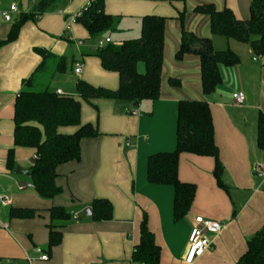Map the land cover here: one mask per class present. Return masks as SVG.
I'll use <instances>...</instances> for the list:
<instances>
[{"label":"crops","instance_id":"0c3cea01","mask_svg":"<svg viewBox=\"0 0 264 264\" xmlns=\"http://www.w3.org/2000/svg\"><path fill=\"white\" fill-rule=\"evenodd\" d=\"M35 1L0 0V9H8L11 3L18 8L13 21L0 16V40L7 38L20 14L32 11ZM88 2L58 0L24 21L17 37L0 46V264H138L131 256L144 215L160 248L158 264H186L184 255L197 215L223 227L212 248L193 264H236L248 240L264 226V149L256 142L257 118L264 115V55L256 54L247 42L212 34L208 17L194 8L211 3L246 19L251 0H104L105 13L115 17L117 25L97 41L108 37V43L119 45L140 36L144 15L166 17L160 94L155 100L138 102L137 107L110 98H79L80 123H93L99 135L81 140L80 160L57 167L60 194L44 198L27 186L32 184L29 168L36 150L14 144L13 120L23 82L28 81L33 91L48 88L73 96H77L78 79L113 90L118 87L117 72L104 69L95 49L86 43L93 39L86 28L79 22L67 28L69 18ZM180 11L185 12V30L210 37L215 49L229 48L238 56L234 65H220L221 81L210 94L202 91L199 58L193 54L175 58L181 38ZM36 48L46 50V55ZM61 56L65 68L60 71ZM78 61L83 65L79 75L74 73ZM137 68L143 72V62ZM170 78L179 83L172 85ZM237 91L245 94L241 105L232 98ZM184 99L205 100L209 105L222 185L214 176L212 156L181 152L178 178L194 183L196 189L187 213L174 219L173 187L149 182L146 163L152 153L175 149L177 105ZM133 108L137 114L130 112ZM76 128L59 131L72 133ZM16 166L28 172L15 174ZM97 198L112 203L110 219L86 215V208ZM53 206H63L70 218L52 219ZM50 225L61 232L60 242L52 247L48 246ZM42 254L47 259H40Z\"/></svg>","mask_w":264,"mask_h":264},{"label":"trees","instance_id":"16d2710c","mask_svg":"<svg viewBox=\"0 0 264 264\" xmlns=\"http://www.w3.org/2000/svg\"><path fill=\"white\" fill-rule=\"evenodd\" d=\"M58 0H37L30 13L20 14L14 21L5 40L0 46L14 40L27 19L47 11ZM169 2L185 0H165ZM76 22L81 23L91 38L116 28V18L104 11V0H89L83 6ZM196 13L205 14L209 19L212 34L223 35L250 44L256 54L264 55V0H251L249 16L237 18L228 8H216L211 3L197 5ZM184 11L178 12L181 24V38L175 53L176 59L185 54L199 58L201 87L205 95L212 93L221 81L220 65L237 63L238 56L231 49H215L210 37L198 36L184 29ZM166 17L147 14L141 20L138 38L127 39L119 45L106 43L93 52L104 69L118 74V87L109 89L94 86L82 79L76 82L77 96L57 94L48 88L33 91L24 83L14 102V144L33 147L36 150L34 164L29 174L36 192L44 198H52L61 192L56 184L57 167L66 162L78 161L81 157L80 142L85 137L99 135L97 127L91 123H80V99L91 101L95 98H110L116 101L135 103L144 99L155 100L160 94L161 71L163 65L164 31ZM42 56L46 50L36 48ZM143 62L144 71H138V63ZM65 68V59L59 57L57 69ZM30 79V78H29ZM172 85L179 82L170 78ZM136 109V108H134ZM77 126L74 132H60V127ZM176 146L172 151H160L147 157L146 175L151 183L169 184L173 187V217H183L194 198L195 184L178 178V158L181 152L214 158V176L219 185L222 165L218 147L214 141V127L208 103L205 100H180L176 112ZM257 146L264 149V115L257 118ZM11 156V151L9 152ZM90 217L94 220H108L112 217V203L107 198L94 199L90 205ZM52 219H69L70 213L63 206L51 208ZM139 241L131 261L138 264H158L160 248L154 234L147 226V217L140 223ZM61 240V232L53 225L49 228L48 246ZM236 264H264V226L247 242V250Z\"/></svg>","mask_w":264,"mask_h":264},{"label":"built area","instance_id":"2783aa9c","mask_svg":"<svg viewBox=\"0 0 264 264\" xmlns=\"http://www.w3.org/2000/svg\"><path fill=\"white\" fill-rule=\"evenodd\" d=\"M86 4H89V2ZM83 9L84 8L82 7L69 18L70 20L67 23V28L71 23L76 22V19L81 15ZM15 13H18V8L14 3H11L8 9H0V16L8 22L13 21V16ZM109 41L110 38L108 37L98 39V48L104 46ZM82 67V62H76L74 65V73L79 75L82 72ZM56 93L62 94L61 90H57ZM232 98L236 104L241 105L245 100V94L242 91L233 92ZM130 112L132 114L138 113L137 109L134 108L131 109ZM34 157L36 158V155ZM27 186H33V184L28 183ZM24 187L25 185L19 186L20 189H23ZM222 227V224H220L218 221L207 219L200 215L195 216L189 234L187 250L184 255L185 263L193 264V262L206 250L211 249L213 240L221 232ZM40 259H47V255L42 254Z\"/></svg>","mask_w":264,"mask_h":264},{"label":"water","instance_id":"95a60500","mask_svg":"<svg viewBox=\"0 0 264 264\" xmlns=\"http://www.w3.org/2000/svg\"><path fill=\"white\" fill-rule=\"evenodd\" d=\"M133 106L137 107L138 106V102L133 103ZM27 172H28L27 169L21 168L20 166H16L14 168V173L15 174H24V173H27ZM86 215H90L89 208H86Z\"/></svg>","mask_w":264,"mask_h":264},{"label":"rangeland","instance_id":"374dc122","mask_svg":"<svg viewBox=\"0 0 264 264\" xmlns=\"http://www.w3.org/2000/svg\"><path fill=\"white\" fill-rule=\"evenodd\" d=\"M86 43L88 45H90L93 49H96L97 48V40L96 39L88 40ZM140 64L142 65V63H140ZM81 210H83L82 211V214L85 215V209L82 208Z\"/></svg>","mask_w":264,"mask_h":264}]
</instances>
